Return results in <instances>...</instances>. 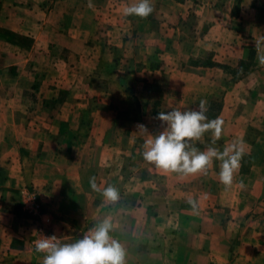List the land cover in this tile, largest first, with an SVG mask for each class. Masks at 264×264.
Instances as JSON below:
<instances>
[{
  "label": "crops",
  "instance_id": "obj_1",
  "mask_svg": "<svg viewBox=\"0 0 264 264\" xmlns=\"http://www.w3.org/2000/svg\"><path fill=\"white\" fill-rule=\"evenodd\" d=\"M134 2L0 0V264H42V235L71 243L105 216L125 264H264V0H152L147 18L124 16ZM201 99L224 127L196 147L242 141L230 186L219 160L184 175L143 159L157 114Z\"/></svg>",
  "mask_w": 264,
  "mask_h": 264
},
{
  "label": "clouds",
  "instance_id": "obj_2",
  "mask_svg": "<svg viewBox=\"0 0 264 264\" xmlns=\"http://www.w3.org/2000/svg\"><path fill=\"white\" fill-rule=\"evenodd\" d=\"M91 6V4L89 5ZM154 10L152 0H136L122 9L124 16H138L147 18ZM257 59L264 65V37L255 40ZM207 101L201 99L197 108L180 110L174 108L166 112H159L156 116L161 122L162 130L144 143L143 159L158 170L165 173L175 172L189 175L207 172L214 160H219L220 182L225 186L233 183L234 175L241 167V160L245 155L242 141H234L224 147L223 151L209 147L201 151L196 142H202L205 133H212V144L221 139L224 121L220 117L209 119ZM138 129L148 131L143 124ZM94 191H101L95 177L89 180ZM103 197L112 203L120 199L119 189L109 185L102 190ZM196 208V201H187ZM116 225L111 217L100 219L82 238L71 243H62L56 235H42L35 241V251L43 253L42 264H125L126 248L124 244L111 233Z\"/></svg>",
  "mask_w": 264,
  "mask_h": 264
}]
</instances>
